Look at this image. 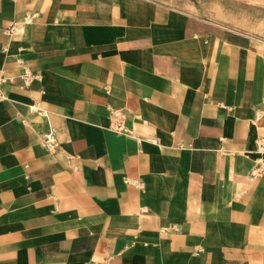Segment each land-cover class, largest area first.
I'll return each mask as SVG.
<instances>
[{
    "label": "crops",
    "instance_id": "crops-1",
    "mask_svg": "<svg viewBox=\"0 0 264 264\" xmlns=\"http://www.w3.org/2000/svg\"><path fill=\"white\" fill-rule=\"evenodd\" d=\"M0 93V264H264L263 40L150 0H0Z\"/></svg>",
    "mask_w": 264,
    "mask_h": 264
},
{
    "label": "rangeland",
    "instance_id": "rangeland-1",
    "mask_svg": "<svg viewBox=\"0 0 264 264\" xmlns=\"http://www.w3.org/2000/svg\"><path fill=\"white\" fill-rule=\"evenodd\" d=\"M148 1V0H145ZM201 16L213 26L264 41V2L256 0H150Z\"/></svg>",
    "mask_w": 264,
    "mask_h": 264
},
{
    "label": "built area",
    "instance_id": "built-area-1",
    "mask_svg": "<svg viewBox=\"0 0 264 264\" xmlns=\"http://www.w3.org/2000/svg\"><path fill=\"white\" fill-rule=\"evenodd\" d=\"M33 18H34L33 15H26L20 21V25L12 24V26H10V28L8 29V33L13 34L14 32L20 31L21 25L30 23L33 20ZM39 77L40 76L36 73H32L30 71L24 70L22 73H20L17 76L2 78L1 83H6V82L15 83L16 81H20L19 88H26L28 85H30L32 81L38 80ZM0 98H4L3 94L1 93H0ZM29 109L38 115L47 117V114H48L47 110L42 109L41 107L38 106V104L30 105ZM110 115H111L110 128H113L114 130H117V131L127 132V130L122 126L121 124L122 122L120 121L116 112L111 110ZM42 145L49 150H52L56 146L55 131L51 126H48V130L43 135ZM257 152L260 154L261 157L256 161L254 166L249 171V174L247 176L249 181H254L257 178L264 177V157H263L264 156V140L261 138L258 139L257 141Z\"/></svg>",
    "mask_w": 264,
    "mask_h": 264
}]
</instances>
